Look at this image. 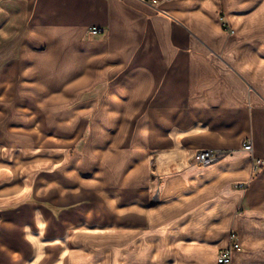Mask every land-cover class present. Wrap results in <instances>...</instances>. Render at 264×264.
Instances as JSON below:
<instances>
[{
	"label": "crops",
	"instance_id": "0c3cea01",
	"mask_svg": "<svg viewBox=\"0 0 264 264\" xmlns=\"http://www.w3.org/2000/svg\"><path fill=\"white\" fill-rule=\"evenodd\" d=\"M223 8L264 28V0H0L1 69L54 70L55 123L0 148V264H218L232 232L264 264V38Z\"/></svg>",
	"mask_w": 264,
	"mask_h": 264
},
{
	"label": "rangeland",
	"instance_id": "374dc122",
	"mask_svg": "<svg viewBox=\"0 0 264 264\" xmlns=\"http://www.w3.org/2000/svg\"><path fill=\"white\" fill-rule=\"evenodd\" d=\"M232 11L231 13L235 15L246 13L236 9ZM228 13V10L223 8L216 12V17L221 22L226 35L232 36L236 42L246 36L260 35V40L264 38V28L253 29L246 34L243 32L236 34L235 28L229 22ZM53 73L54 70H2L0 65V148L32 142L35 136V140H38V137L45 138L47 134L53 133L50 127L54 128L51 124L55 125V123L47 121V107L41 105L45 101ZM85 119L88 122L90 120L88 117ZM47 124H50V127ZM84 126L90 128L91 124L89 122ZM85 131V136L73 148V156L76 148L83 146L87 140L88 130Z\"/></svg>",
	"mask_w": 264,
	"mask_h": 264
},
{
	"label": "built area",
	"instance_id": "2783aa9c",
	"mask_svg": "<svg viewBox=\"0 0 264 264\" xmlns=\"http://www.w3.org/2000/svg\"><path fill=\"white\" fill-rule=\"evenodd\" d=\"M104 29L97 27V26H92L90 28V33L92 34H102L104 33ZM244 149L252 151L253 150V142L252 140H248L244 142ZM229 152L225 150H219L215 148H204L196 151L193 154L192 157V163L195 165L199 166H207L210 165L222 158H224L226 155H228ZM261 163L260 160H258L257 165L255 168L258 167V164ZM237 187L240 188H246L247 184L245 183H240L237 185ZM230 245L225 248L221 254L219 255L217 261L218 264H232L233 263V252L235 250H238L240 248V243L238 241V235L236 232H232L230 235Z\"/></svg>",
	"mask_w": 264,
	"mask_h": 264
}]
</instances>
